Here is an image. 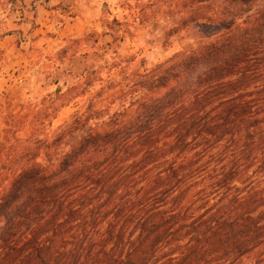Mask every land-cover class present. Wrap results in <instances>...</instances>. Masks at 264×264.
Wrapping results in <instances>:
<instances>
[{
	"label": "trees",
	"instance_id": "1",
	"mask_svg": "<svg viewBox=\"0 0 264 264\" xmlns=\"http://www.w3.org/2000/svg\"><path fill=\"white\" fill-rule=\"evenodd\" d=\"M203 3L164 45L203 20ZM115 56L101 70L121 69ZM171 63L136 75L130 110L80 120L76 139L46 162L39 150L11 157L0 143V264H243L264 255V5ZM101 70L84 69L82 86L63 94L67 106L102 82Z\"/></svg>",
	"mask_w": 264,
	"mask_h": 264
},
{
	"label": "rangeland",
	"instance_id": "2",
	"mask_svg": "<svg viewBox=\"0 0 264 264\" xmlns=\"http://www.w3.org/2000/svg\"><path fill=\"white\" fill-rule=\"evenodd\" d=\"M195 1L0 0V143L12 147L11 157L32 160L39 150L37 161L46 162L61 154L76 139L80 120L93 115L104 121L115 110H130L131 95L141 92L143 82L136 75L162 64V72L172 69L170 60L221 34L230 22L245 23L264 5L202 0L195 15L203 20L164 45L166 32L194 14ZM113 18L119 29L107 27ZM115 54L125 58L123 67L101 70ZM85 68L100 69L102 82L67 106L63 94L82 86ZM259 257H245L243 264H264Z\"/></svg>",
	"mask_w": 264,
	"mask_h": 264
}]
</instances>
